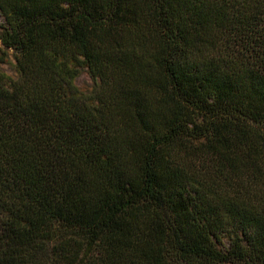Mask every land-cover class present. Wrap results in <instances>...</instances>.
Returning <instances> with one entry per match:
<instances>
[{
    "label": "trees",
    "instance_id": "1",
    "mask_svg": "<svg viewBox=\"0 0 264 264\" xmlns=\"http://www.w3.org/2000/svg\"><path fill=\"white\" fill-rule=\"evenodd\" d=\"M0 14V264H264V0Z\"/></svg>",
    "mask_w": 264,
    "mask_h": 264
},
{
    "label": "rangeland",
    "instance_id": "2",
    "mask_svg": "<svg viewBox=\"0 0 264 264\" xmlns=\"http://www.w3.org/2000/svg\"><path fill=\"white\" fill-rule=\"evenodd\" d=\"M3 22V18L0 14V31ZM0 70L12 78L17 77L16 64L11 54L8 59V62L6 64L0 65ZM75 84L82 92L89 93L94 88L95 81L92 79V77L86 70H82L79 77L76 79Z\"/></svg>",
    "mask_w": 264,
    "mask_h": 264
}]
</instances>
